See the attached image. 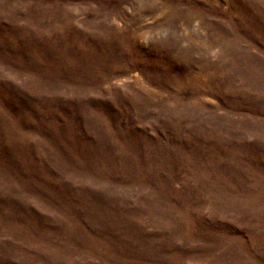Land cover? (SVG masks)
I'll return each instance as SVG.
<instances>
[{
    "label": "rangeland",
    "instance_id": "rangeland-1",
    "mask_svg": "<svg viewBox=\"0 0 264 264\" xmlns=\"http://www.w3.org/2000/svg\"><path fill=\"white\" fill-rule=\"evenodd\" d=\"M0 264H264V0H0Z\"/></svg>",
    "mask_w": 264,
    "mask_h": 264
}]
</instances>
